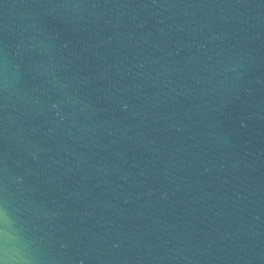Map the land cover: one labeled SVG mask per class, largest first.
Wrapping results in <instances>:
<instances>
[{"label":"water","instance_id":"obj_1","mask_svg":"<svg viewBox=\"0 0 264 264\" xmlns=\"http://www.w3.org/2000/svg\"><path fill=\"white\" fill-rule=\"evenodd\" d=\"M0 264H264V0H0Z\"/></svg>","mask_w":264,"mask_h":264}]
</instances>
